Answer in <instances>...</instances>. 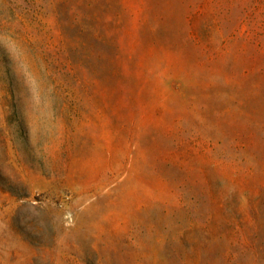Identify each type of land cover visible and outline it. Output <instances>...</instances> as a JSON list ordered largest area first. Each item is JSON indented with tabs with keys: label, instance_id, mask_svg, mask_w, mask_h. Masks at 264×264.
<instances>
[{
	"label": "rangeland",
	"instance_id": "1",
	"mask_svg": "<svg viewBox=\"0 0 264 264\" xmlns=\"http://www.w3.org/2000/svg\"><path fill=\"white\" fill-rule=\"evenodd\" d=\"M0 264H264V0H0Z\"/></svg>",
	"mask_w": 264,
	"mask_h": 264
}]
</instances>
